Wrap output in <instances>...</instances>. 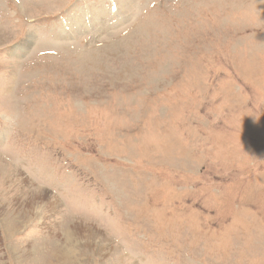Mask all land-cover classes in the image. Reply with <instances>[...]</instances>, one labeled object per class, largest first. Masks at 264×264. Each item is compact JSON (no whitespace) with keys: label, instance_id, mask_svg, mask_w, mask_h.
Instances as JSON below:
<instances>
[{"label":"rangeland","instance_id":"374dc122","mask_svg":"<svg viewBox=\"0 0 264 264\" xmlns=\"http://www.w3.org/2000/svg\"><path fill=\"white\" fill-rule=\"evenodd\" d=\"M263 174L264 0H0V264H264Z\"/></svg>","mask_w":264,"mask_h":264},{"label":"bare ground","instance_id":"6f19581e","mask_svg":"<svg viewBox=\"0 0 264 264\" xmlns=\"http://www.w3.org/2000/svg\"><path fill=\"white\" fill-rule=\"evenodd\" d=\"M37 194H38V196H40V198L41 199H47V201L49 200V202L48 203H50L51 204V199H49V195L47 194V193H44V192H37ZM43 201V200H42ZM53 204H54V206H53V209H56V210H58L59 209V206L57 205V203L56 202H52ZM52 204V205H53Z\"/></svg>","mask_w":264,"mask_h":264}]
</instances>
